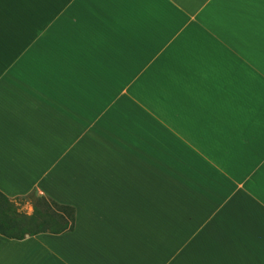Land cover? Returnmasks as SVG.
<instances>
[{
	"label": "crops",
	"instance_id": "crops-1",
	"mask_svg": "<svg viewBox=\"0 0 264 264\" xmlns=\"http://www.w3.org/2000/svg\"><path fill=\"white\" fill-rule=\"evenodd\" d=\"M0 47V264H264V0H0Z\"/></svg>",
	"mask_w": 264,
	"mask_h": 264
},
{
	"label": "trees",
	"instance_id": "trees-1",
	"mask_svg": "<svg viewBox=\"0 0 264 264\" xmlns=\"http://www.w3.org/2000/svg\"><path fill=\"white\" fill-rule=\"evenodd\" d=\"M32 196L36 200V232L37 231H51V232H61L66 230H71L73 228L75 209L71 205L58 203L50 198L44 196ZM0 233L12 237L13 233L9 230L16 223L15 217H8L4 214L3 202L7 203L8 200L0 193ZM9 203V202H8ZM32 218V216L27 218V221ZM35 230L31 229L27 232H33ZM23 232H21L17 237H22Z\"/></svg>",
	"mask_w": 264,
	"mask_h": 264
},
{
	"label": "rangeland",
	"instance_id": "rangeland-1",
	"mask_svg": "<svg viewBox=\"0 0 264 264\" xmlns=\"http://www.w3.org/2000/svg\"><path fill=\"white\" fill-rule=\"evenodd\" d=\"M35 33H36V32H35ZM15 48H16V47H14L13 49H12V48H9V47H5V49H6V50H5V54H9L10 51H11V49H12V51H13V50H15ZM0 49H1V47H0ZM13 65H14V66H13ZM15 65H16V64H12L13 67L9 68V70H13V69H15V68H14V67H16ZM138 97H140V96H138ZM141 98H142V100H141L142 104H145V101H144V99H143V96H142ZM149 101H150V102H154L151 96H149ZM26 209H27V207H25V208L22 207V208H21V210H23V211H26Z\"/></svg>",
	"mask_w": 264,
	"mask_h": 264
}]
</instances>
